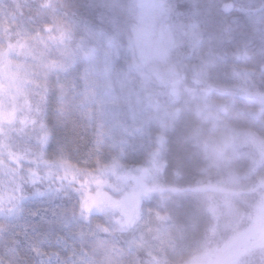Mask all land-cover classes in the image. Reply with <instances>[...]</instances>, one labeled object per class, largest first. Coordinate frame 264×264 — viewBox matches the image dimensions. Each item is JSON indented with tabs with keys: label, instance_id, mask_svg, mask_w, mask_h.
Returning a JSON list of instances; mask_svg holds the SVG:
<instances>
[{
	"label": "snow or ice",
	"instance_id": "1",
	"mask_svg": "<svg viewBox=\"0 0 264 264\" xmlns=\"http://www.w3.org/2000/svg\"><path fill=\"white\" fill-rule=\"evenodd\" d=\"M23 7L27 22L20 4L0 14V264H114L96 242L120 224L106 161L128 150L131 99L83 38L53 31L48 0Z\"/></svg>",
	"mask_w": 264,
	"mask_h": 264
},
{
	"label": "trees",
	"instance_id": "2",
	"mask_svg": "<svg viewBox=\"0 0 264 264\" xmlns=\"http://www.w3.org/2000/svg\"><path fill=\"white\" fill-rule=\"evenodd\" d=\"M159 1L164 7L160 18L170 29L173 44L165 60L148 66L149 73L144 81L143 93L148 103L168 102L176 111L171 128L166 133L167 148L161 156L162 161L154 180L145 183L132 170L131 173L123 172L126 189L117 193L105 189V195L109 199V214L115 213V218L120 221L119 225H113L117 229L115 242L123 243L142 235L143 251L160 244L162 220H158L156 214L150 212L139 230H134L129 223L131 215L127 213V209L131 205L129 201L142 195H174L182 198L178 207L189 205L195 200L228 198L236 215H243L246 208L249 210L250 215L243 217L242 224H247L248 227L252 225V228L254 222L255 226L264 225V161L254 148L251 166L244 173L249 180L243 184L231 182L223 171H204L190 165H182L175 171L173 166L185 153L183 147L187 148L186 134L199 123L200 117L193 111V106L198 102L214 108H219L220 105L252 107L264 129L263 45L252 36L254 27L248 16L237 10L263 0ZM43 2L44 0H0V14L15 12L16 5L20 4L23 19L27 22L32 13L23 5L29 3L35 8ZM137 2L138 0H48L49 7L42 11L46 22L53 25L54 32L58 26L68 29L77 41L83 38L89 49L98 53L112 46H125L129 42L131 29L137 21ZM218 2L225 7L219 9ZM227 5L231 7L228 8ZM190 28L205 45L206 61L194 58L188 35ZM231 69L244 71L247 82L234 84L226 76L224 79L218 76ZM262 139L264 145V135ZM130 166L129 162L125 170H130ZM35 206L44 207L45 202L37 201ZM180 209L185 214L183 208L176 210V213L180 214ZM182 216L177 221L179 231L181 234L184 232V241H181V246L179 244V251L169 253L165 264H202L204 253L214 249L218 252L221 250V254L227 255V258L235 253L236 243L229 242V239L236 230V223L221 219L217 225L212 226V220L204 212L191 217L188 214L189 219H183ZM185 220L190 223L186 225ZM99 241L113 242L103 239L97 242ZM250 256L251 252L233 264H246Z\"/></svg>",
	"mask_w": 264,
	"mask_h": 264
},
{
	"label": "rangeland",
	"instance_id": "3",
	"mask_svg": "<svg viewBox=\"0 0 264 264\" xmlns=\"http://www.w3.org/2000/svg\"><path fill=\"white\" fill-rule=\"evenodd\" d=\"M220 4L221 2L217 4L219 9L225 7ZM137 8V21L131 29L129 42L119 48L112 46L104 52L94 53L101 67H106L110 73L119 99L125 104L131 99L133 105L132 111H125L127 122L134 129L133 135L129 137L128 150L120 151L114 148L113 155L106 161V190L113 193L126 189L127 183L123 177L128 171L131 173L133 170L135 176L145 183L154 180L162 161L161 156L167 148L166 133L171 128L173 116L176 114L168 102L148 103L143 93L148 68L156 61L165 60L173 44L170 29L160 18L164 7L159 0H138ZM237 10L248 16L254 27L252 36L262 42L264 52V0ZM188 35L194 58L206 61L205 45L196 37L192 28L189 29ZM223 72L224 74L220 73L218 76L223 79L226 76L225 78L231 79L234 84L247 82L246 73L240 69ZM193 111L200 120L198 125L186 134L187 148L183 147L185 153L174 163L175 171L182 165H190L204 171H223L231 182L243 184L248 181L249 178L244 173L251 166L253 148L260 153L261 160L264 161V129L256 110L247 105H220L219 108H214L198 102L193 106ZM129 162L131 169L125 170ZM181 200L182 198L174 195L147 194L129 201L131 205L127 213L131 215L129 223L134 230H139L150 212L155 213L158 220H162L160 244L143 251L141 235L123 243L99 241L96 243L97 251L103 253L107 248L114 254V264H165L169 253L179 251V244L181 243V246L184 241V232L181 234L179 231L177 221L180 215H183V219H189L188 214L191 217L204 212L212 220V226L217 225L221 219L236 223V230L230 235L229 242L236 243L237 249L228 258L224 253L221 254V250L206 251L202 264H233L249 252L251 256L246 264H264V225L255 226L254 222L252 228V225L248 227L247 224H242L243 217L250 215L247 208L243 215H236V210L228 198L195 200L189 205L178 207ZM179 208H183L185 214L181 209L180 214L176 213ZM185 221L186 225L190 223Z\"/></svg>",
	"mask_w": 264,
	"mask_h": 264
}]
</instances>
